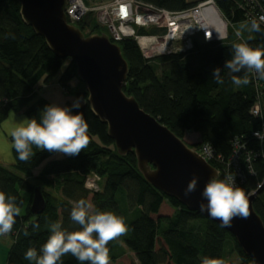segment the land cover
<instances>
[{"label":"trees","instance_id":"trees-1","mask_svg":"<svg viewBox=\"0 0 264 264\" xmlns=\"http://www.w3.org/2000/svg\"><path fill=\"white\" fill-rule=\"evenodd\" d=\"M141 1L181 11L194 7L200 0ZM215 1L223 17L234 26L226 40L195 37L191 50L151 59L144 57L133 39H124L118 45L129 63L125 92L175 135L184 139L187 132L197 133L200 144H209L227 160L237 141L248 150L264 149V144L253 136L262 128V119L251 114L257 100L256 84L259 82L264 94V79L249 73L250 83L237 87L224 68L225 62L232 58L233 44L247 42L252 47L264 48V24L261 23V32H253L251 38L242 34L240 39L235 36L236 25L250 24L252 20L240 7L242 0ZM259 1L264 4V0ZM20 9L19 0H0V122L11 112L21 111L28 118L39 119L42 109L52 102L37 97V87L48 84L65 65L59 81L65 90L69 91V82L78 77L76 63L56 55L45 38L25 24ZM76 26L84 32L89 29V34L107 33L92 13ZM141 33L148 31L141 29ZM217 67L225 79L223 84L212 78ZM77 98L87 101L74 110L83 113L88 125L86 149L76 156L52 158L56 153L33 147L35 155L21 161L13 148L14 168L0 166V190L15 197L23 209L11 232L15 239L6 264H30L24 253L29 247L39 249L54 223H60L68 232L80 230L70 219L73 203L80 199L91 203L93 211L123 214L119 195L125 198L126 214L139 210L140 215L129 223L128 235L122 237L124 245L115 244L114 240L108 242L110 260L126 259L135 264L126 255L129 250L139 264H253L229 231L149 184L138 169L135 153L118 152L107 124L92 111L85 88L74 93L67 106ZM212 164L219 167L218 163ZM253 166L255 174L246 171L247 181L239 185L246 193L256 190L264 180V160H254ZM92 174L101 178L97 191L86 188V178ZM36 186L43 188L47 199V208L40 215H34L30 209ZM23 193L30 195L26 206ZM254 208L264 221V187L254 200ZM115 246L119 251L112 254ZM231 253H236L239 262L227 260ZM62 260L63 264H79L70 253Z\"/></svg>","mask_w":264,"mask_h":264},{"label":"water","instance_id":"water-1","mask_svg":"<svg viewBox=\"0 0 264 264\" xmlns=\"http://www.w3.org/2000/svg\"><path fill=\"white\" fill-rule=\"evenodd\" d=\"M19 1L25 24L44 37L56 55L76 63L77 76L88 92V103L107 124L118 152H134L138 169L149 184L219 224L234 236L253 264H264V221L254 208L264 183L248 196L247 217H234L230 225L202 211L201 192L211 178L219 177L218 169L125 92L129 63L120 46L106 33L86 36L69 23L65 13L67 0ZM101 21L105 19L102 17ZM194 178H198L196 191L185 195ZM46 208L43 188L36 186L30 209L34 215H40Z\"/></svg>","mask_w":264,"mask_h":264},{"label":"clouds","instance_id":"clouds-1","mask_svg":"<svg viewBox=\"0 0 264 264\" xmlns=\"http://www.w3.org/2000/svg\"><path fill=\"white\" fill-rule=\"evenodd\" d=\"M264 15L252 19L244 25L249 32L262 31ZM227 32L217 29V39H227ZM236 37L242 32L237 30ZM232 58L227 60L224 68L227 77L237 87L250 83L249 73H254L259 79H264V48L252 47L247 42L232 45ZM243 73V76L237 75ZM212 78L217 84L225 82L221 69L215 68ZM87 103L84 98H77L71 105L59 103L46 105L39 119L25 118L15 126L7 129L12 139V147L18 154V159L28 161L34 155L33 147L40 151L61 153L76 156L87 148L88 125L83 113L74 111ZM259 140H264L260 131L255 132ZM198 178H194L185 189V195H190L197 189ZM202 211L214 218H219L224 225H230L234 217H247L248 194L237 184L236 175L226 174L223 179L211 178L201 192ZM206 201V203H204ZM21 207L15 197L0 190V236L12 232L16 218L21 214ZM70 219L80 226V230L68 232L60 223L50 227V235L39 249L29 247L24 253V259L30 264H63L62 257L71 254L79 264H110L108 242L128 231L126 221L122 216L109 211H93V205L84 199L73 203ZM35 227H38L36 225Z\"/></svg>","mask_w":264,"mask_h":264},{"label":"built area","instance_id":"built-area-1","mask_svg":"<svg viewBox=\"0 0 264 264\" xmlns=\"http://www.w3.org/2000/svg\"><path fill=\"white\" fill-rule=\"evenodd\" d=\"M67 2L65 13L69 23L76 25L92 13L100 25L107 26V33L112 42L118 44L124 39H133L139 45L144 57L148 59L167 54L185 53L193 48L195 37H203L206 41H221L217 39V33L207 38L204 36L207 30L215 27L207 21L202 12L205 10V6H210L219 15L220 9L215 0H200L194 7L181 11H169L141 0H111L97 5L89 0H67ZM240 7L246 10V17L249 19L255 18L259 21V17L264 15V4L262 5L259 0H242ZM102 17L105 22L101 21ZM219 17L221 18L223 15H219ZM221 20L224 23V31L229 36L228 26L226 27V22L222 18ZM227 22L232 25L228 20ZM208 23L209 25H207ZM151 26L162 28L164 33L161 35L151 34L149 32ZM210 26L212 27L210 28ZM141 29H146L148 33H141ZM239 38L241 39V37ZM256 90L257 100L251 114L262 119V128L258 131L264 135V103L262 101L264 94L260 89L259 82L256 84ZM255 132L253 136L259 140ZM260 141L264 144V140ZM234 146V151L227 160L216 154L209 144H200L199 142L193 148L207 162L218 163L219 167L216 166V168L219 177L223 179L226 174H233L236 175L237 184L243 185L247 181L246 171L255 174L254 160L260 158L264 160V149L248 150L239 141ZM100 180L101 178L97 174L88 176L86 188L90 191L99 190ZM263 183L264 181L259 183L256 190L248 192V196L255 193Z\"/></svg>","mask_w":264,"mask_h":264},{"label":"rangeland","instance_id":"rangeland-1","mask_svg":"<svg viewBox=\"0 0 264 264\" xmlns=\"http://www.w3.org/2000/svg\"><path fill=\"white\" fill-rule=\"evenodd\" d=\"M110 1L111 0H89V2H93L95 5H97L98 3H107V2H110ZM189 1H194V0H189ZM221 14L222 13L219 11V15H221ZM221 18L224 20V22H226V27L228 26L227 27V31L229 32V29L233 28L234 26L230 25V24H227L228 23L227 20H225L223 17H221ZM207 25H209V23ZM102 27L104 28L105 32H108V28H107L106 25H102ZM211 27L212 26H210V28ZM243 27H244V25H236L235 29L240 30L245 38H251L252 35H253V32H249V31H247V29L245 30ZM212 29L207 30L205 32V35L204 34L203 35L207 38L209 36L214 35V32L217 33V29H215V28H212ZM82 32L86 36L91 35V34H89L90 33L89 29H87L85 32L84 31H82ZM149 32L151 34H153V35H161V34L164 33V30H162V28L159 29V28H157L155 26H151L149 28ZM106 34H108V33H106ZM66 66L67 65H65L61 69V71L48 84H45V83H41L40 84L41 86H39L37 88V97H44V98H48L49 97V99L51 101H53L54 103H59V104H61L63 106H67L68 100L73 98V94L74 93H76L77 91L82 90L84 88L86 89V86L84 85V83H82L79 80L78 77H74L69 82V85H70L69 91L64 89V87L60 84L59 81H60V78H61ZM40 87H42V88H40ZM184 140L187 143L191 144L192 147L198 145L199 142L201 141L200 138L197 135H192L191 137H186V138H184ZM65 156H67V155H64V154H61V153H56L55 155L52 156V158H63ZM219 178H221V177H219ZM104 182L105 181L102 180L101 183L103 184ZM23 195H24L25 200H26V203H25V206H26L28 204L30 195L28 193H23ZM118 203H119V207H120L121 211L123 212V214H121L119 216H122L124 218V220L126 221V224L128 226L130 222H132L133 220L138 218V216L140 215L139 214V210H135L131 214H126V209H127L126 205L127 204H126L125 198L122 195L118 196ZM21 213H23V209H22ZM127 235H128V231L125 234L114 238L113 240H114L115 244L117 243V244L124 245L123 242H122V237L123 236L126 237ZM14 239H15V237L12 235V233H9V234L3 236L2 239L0 240V264H6L7 258H8V253H9L11 247H12ZM118 251H119V247L115 246V249L112 252V254H116ZM128 256L132 259V263L135 260V262H136L135 264H139L138 261L135 258V255L133 253L129 252ZM236 259H237L236 253H231V254L227 255V260L228 261H232V262H236L237 261V262H239V260L238 259L236 260ZM129 261L131 262V260H129ZM126 263L129 264L126 261V259L120 260L118 262H116L114 260H110V264H126Z\"/></svg>","mask_w":264,"mask_h":264},{"label":"crops","instance_id":"crops-1","mask_svg":"<svg viewBox=\"0 0 264 264\" xmlns=\"http://www.w3.org/2000/svg\"><path fill=\"white\" fill-rule=\"evenodd\" d=\"M263 90H264V83H263ZM47 99L50 100L49 97ZM51 102L54 103L53 101ZM25 118H28V116L23 111L11 112L5 120L0 122V166H3L8 169L14 168L16 160L12 147V139L8 135L7 129L15 126L17 123L23 121ZM192 135H197L199 137V134L197 133L187 132L185 138L191 137ZM129 252L133 253L128 250L126 255H128Z\"/></svg>","mask_w":264,"mask_h":264},{"label":"bare ground","instance_id":"bare-ground-1","mask_svg":"<svg viewBox=\"0 0 264 264\" xmlns=\"http://www.w3.org/2000/svg\"><path fill=\"white\" fill-rule=\"evenodd\" d=\"M202 13L201 14L205 15V18L207 19V21H209V23L213 27H215L216 29L224 30V23L222 22L221 18L212 7L205 6V10Z\"/></svg>","mask_w":264,"mask_h":264}]
</instances>
